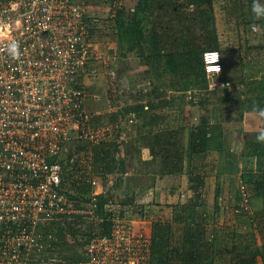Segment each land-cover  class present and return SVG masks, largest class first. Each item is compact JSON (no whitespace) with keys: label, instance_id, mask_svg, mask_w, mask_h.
I'll use <instances>...</instances> for the list:
<instances>
[{"label":"built area","instance_id":"obj_1","mask_svg":"<svg viewBox=\"0 0 264 264\" xmlns=\"http://www.w3.org/2000/svg\"><path fill=\"white\" fill-rule=\"evenodd\" d=\"M103 1L108 5L0 0V264L149 263L151 234L121 214L119 206L102 205L104 176L93 173V148L127 142L136 124L132 112L96 123L101 114L87 108L90 78L104 75L107 89L119 84L113 28L103 29V23L116 18L124 0ZM202 58L207 90L224 88L219 51L205 50ZM118 84V96L131 89ZM185 95L198 105L203 92ZM94 99L102 101L98 95ZM104 104L110 113L125 107L112 97ZM84 147H89L85 156ZM68 171L74 184L90 185L89 194L68 190ZM73 220L80 234L68 238L77 249L70 260L55 242L56 230Z\"/></svg>","mask_w":264,"mask_h":264},{"label":"trees","instance_id":"obj_2","mask_svg":"<svg viewBox=\"0 0 264 264\" xmlns=\"http://www.w3.org/2000/svg\"><path fill=\"white\" fill-rule=\"evenodd\" d=\"M260 1L262 0H257L259 4ZM214 3L215 0H138L132 11L131 9H127L124 1L122 8L117 11V16L114 20H109L107 17L104 18L103 29L106 27L113 28L111 38L116 43L119 55L127 56L133 53L134 56L142 59L145 64L150 65V69H153L155 64V67L157 66V68L163 71H169V67L173 64L172 67H174L173 71L175 73H180L181 76L194 75L196 89L203 92L199 106H197L200 113H198V116H195L196 121L192 119L194 118L192 114V117L188 116L186 118L184 124L180 123L177 128L171 129L168 125H165L166 122H164L165 117L163 115L166 108L171 105L172 101L174 103L176 98H168L167 92L161 91L159 87L154 88L153 91L152 89L145 91L143 88V90L131 89L132 91L124 93L121 97L117 95V90L114 89V86L118 84L116 82V84H110L106 97H112L114 100H121L125 97V107L115 112L116 115L112 112L108 119L104 116H99L100 119L98 117L96 119V123L102 121L114 122L128 113H134L137 118L143 120L141 125L143 129L139 137H141L140 140H142L143 147L149 151L150 164L152 166L158 165V169L155 171L146 172V176L149 177L151 175L153 177V185L158 179L164 177H181L182 175H186L187 177L188 185L184 189L186 192L183 191L182 196L188 195V191L191 192L189 196H186L188 199L186 205L188 206L187 209L193 208L195 212L190 217V221L181 223L177 221V223L173 224L157 221L152 225L151 255L148 264H203V262L204 264H260L259 261H261V264H264V240H262L263 242H261L258 248V254L248 255L234 253L230 249L233 236L229 238L226 246H224L223 244L217 245L216 234L207 235L206 226L203 225V222L210 206L204 188L207 185L209 175L200 173L191 164L198 155L206 156L210 152L222 154V152L226 151L227 140L225 134L232 127V125L228 124L229 118L222 116L224 114L219 108V103L225 100L227 96L226 94H221L222 90H207L208 83L203 65L202 55L205 50H216L220 53L215 27L209 31L205 25L209 19L208 16L212 17L211 13ZM253 3L254 0H249L251 7ZM188 5L194 6L191 12L187 10ZM95 15L97 14L95 13ZM98 15L102 16L103 14L98 13ZM254 19L255 22L264 24V18L256 19L253 17V22ZM186 20L191 22L186 25ZM196 20L201 24L196 25ZM163 21L167 23H163ZM170 22H183L185 24V27L180 26L178 29L180 38H183V31L188 34L186 40H188L189 44L184 49L185 52L167 53L170 45L165 36H167V32L171 31V27L164 24ZM213 25L215 26V23ZM197 31L200 32L199 35H197ZM98 35H104L101 28H99ZM202 42H205L208 46L202 48ZM180 46L184 48L186 44L180 42ZM177 56L182 58V61L179 62ZM169 58L173 59L172 64L168 62ZM256 90V94L261 97L263 103L264 79L258 82ZM150 92L152 93V100L145 102L144 96L151 95ZM185 96L182 93L178 97L182 101H186ZM127 99L133 102L130 104ZM142 100L145 103L140 102ZM188 105L196 107L195 104L188 103ZM136 132L137 130L134 133ZM182 133L187 134V140L185 141L187 143H181L180 135ZM248 142L250 144L249 149L251 150L247 156L251 157V160L248 163L249 165L246 163L243 168L244 172L241 177L245 181V186L243 185L244 189L245 187L247 188V195H249L250 201L252 200L250 203H252L254 208H258L257 206L260 204L264 220V143H260L254 139H250ZM122 146L123 144L115 142L113 144L95 146L96 149L93 148V156H95L93 160L94 165L98 166L97 168H101L100 173L104 176V179L111 174L127 173L128 169L125 157L127 154L121 149ZM80 147L83 149V146ZM219 172H216L218 177ZM71 175L70 171L65 175L68 190H73L78 196L89 194L91 191L90 185L74 184L70 179ZM133 179L139 178L135 177ZM129 182L131 184L130 179L128 180ZM151 187L147 186L146 188L148 189L145 191L144 185L141 184H138L132 190L128 186L125 190L126 196L120 200L121 202L114 200L111 193L102 194L99 199L102 205L112 204L119 206L120 212L121 206H124V209L126 207H134L136 209L145 207V211L140 210L139 212L146 214L147 207L138 206L137 200L145 197V193ZM216 187L213 205L218 206L222 186L218 184ZM130 190L132 194L128 193ZM173 191L175 192L176 188H173ZM244 200L245 196L239 194V192L234 196V203L236 205H239ZM212 213L213 220L215 221L217 217L214 215V212ZM78 224V221L74 220L65 221L56 230L58 241L55 242V245L62 244L61 246H68L71 250V252L61 254L66 259L72 260L76 257L77 249L68 243V238L80 234L78 233ZM262 233H264V225L262 226Z\"/></svg>","mask_w":264,"mask_h":264},{"label":"rangeland","instance_id":"obj_3","mask_svg":"<svg viewBox=\"0 0 264 264\" xmlns=\"http://www.w3.org/2000/svg\"><path fill=\"white\" fill-rule=\"evenodd\" d=\"M82 1L86 2V0H82ZM88 1H89L88 3L92 5H96V6H107L108 5L103 0H88ZM125 1H126L125 3H126L127 9H130L136 5L138 0H125ZM224 4H227V7L229 10L232 9L235 12L233 13V16H235L236 19H242V21H244L245 15H247L248 10L252 8L249 5V0H221V3H219V0H215V3L213 5L214 6L220 5L219 7H222ZM260 5L264 6V0L260 1ZM219 7L217 8L218 10H219ZM217 16L218 17L216 18V20L217 22H219L220 20L219 12H217ZM263 25H264L263 23L258 22L256 25L257 30L263 31L264 30ZM101 39L105 40V35H102ZM232 49H234V46ZM120 57L122 56L121 55L119 56V58L117 59L118 61L115 64V68H117L116 75H117V71L119 72L118 66L120 63ZM235 57L236 55H234V59H231V61H229L228 63L229 69H231L232 75L238 74L240 71V68L237 66V59L235 60ZM263 60L264 59H262L261 61ZM259 66L261 69H263L264 63L261 62ZM249 68H251V66H247L245 71L249 70ZM259 74L261 76L260 72ZM260 79L261 80L264 79V74L263 76H261ZM118 82H119V85H121L120 86L121 88H125V84L121 83L122 79H121L120 74H118ZM88 87H89V96L87 98L88 110H91L92 112H95V113H100L101 114L100 116H104L106 119H108L111 113L109 110L106 111V109L104 108V102L106 101V98H107L106 97L107 82H106L105 76L102 74H98L95 77L90 78L88 82ZM169 93L171 92H167L168 98L170 97V95H172ZM97 95L101 97L102 99L101 102H97L94 99V97ZM175 96H179V95H175ZM186 101H182L181 99H179L178 100L179 105L177 104V106H179L180 109L177 110L178 107L176 106L173 108V110L170 111L172 112L173 116H178L179 117L178 120H180L178 122L183 123V124L186 122V118H188V116L192 117V114H193L194 118L192 119H195L196 118L195 116H198V113H200V110L197 107L199 106V104L196 105V107H190ZM219 104H220V107H219L220 111L223 112L224 114L222 116L229 117L233 120L234 117H233L232 109L230 108L231 104L230 103H228V105L223 104V101H221ZM114 115H116V113ZM98 119L100 118L98 117ZM135 119H136L135 120L136 121L135 130H137V132L129 134V136L127 137V142H123V146L121 147V149L127 154V156H125L126 161H127L126 162L127 169H128L127 173L113 174L110 177L107 176L106 179H103L101 181L103 185V189L105 191L104 194L111 193L112 194L111 196L113 197V199L118 202L122 200L123 198H125L126 196L125 190L127 189L128 186L132 190L133 188H136L138 184H141V185H144L145 191L148 189L146 188L147 186H152L149 189V192H150L151 189H153V187L156 184L158 186V183L161 184V181H162V179H158L153 185V179H152L153 177H151V175H149V177L148 176L143 177L141 176L143 172L140 173L141 171L138 172L137 170L139 167H144L145 171L147 170L148 172L149 171L153 172L156 169H158V165L152 166V164H150V160H147L146 162L142 160L144 153H146L147 157H149V151L148 149L143 147V143L141 142L142 140H140L141 137H139V134L142 130L141 125H142L143 120L137 117H135ZM232 120L228 122V124L230 126L232 125V127H230V129L225 134L226 140H227L226 151L222 152L221 158L218 159L217 166L220 171V172L218 171L219 177H216V179L213 178L210 181L208 180L207 183L209 185L205 186L204 188V191L207 193V195L209 194V192L211 194L210 201L208 202L209 206L211 207L209 210L210 212H214L215 213L214 215L217 217L215 221L213 220V216L210 220H208L209 224H208L207 230L209 231V234L214 233L217 235V240H218L217 245L223 244L224 246H226L229 238L233 236L231 246H230V249L233 252H239V253L242 252V254H248V255L258 254V248L261 245V242H263L262 240H264V233H262V226L264 225L263 210L261 209L260 204H258L257 206L258 208H254L252 203H250L252 202V200L250 201V197L249 195H247L248 194L247 188L245 187V189H242L245 186V181L243 177L241 176H243L242 175L244 172L243 168L245 167L246 163L247 165H249L248 163L251 160V157L247 156L249 151L251 150L249 149L250 144L248 143V141L250 139L256 140V137L259 134L257 132L254 134L253 133L250 134V132L244 131L242 132V134L238 135L237 133L239 132V130L237 129L235 124H233L234 121ZM183 134L184 133H182V135ZM182 135H180V141L181 143H184L187 140V137L185 135L184 136ZM88 149L89 147L88 148L84 147V150H83L84 156L86 155V151ZM212 160H214V158H212ZM240 167H242L243 170ZM183 176L184 175H182V177H177V178L176 176L173 177V182H175V185H177L178 183L182 184V182L184 181ZM135 177L139 179H136V180L133 179ZM129 179L131 181V184L130 182L128 183ZM219 181H220V184L221 182L224 183L223 184L224 187L222 188L221 196L218 199V206H215L213 205L214 204L213 202L215 199V193L217 190V187H215V185L216 184L218 185ZM165 183L166 182H164L163 184L165 185ZM211 185L213 186V188H210ZM131 190L128 191L129 194H132ZM164 190H166V188H164ZM182 190L179 187V189L175 192L176 193L175 195L170 194V193L174 194L172 190L168 192V195L166 192V198L164 199L167 200L168 198L167 202L166 200H164L162 203L157 204V203H152V201L151 202L149 201L150 204L146 208V214H143V212L141 214L139 212L140 210L145 211V207H142L139 209H136L134 207L133 208L126 207V209H124V206H121V212L126 218H128V220H131L133 222L135 221V225L138 228L142 227L143 230L149 231L150 233L152 231V225L155 222H157V220L161 221V219H165L166 216L168 219H166L164 222H170L171 224H173V223H177L178 221V223H181L179 222L181 220L179 219V217H177V215L179 212H184V210L188 208V206L186 205V203L188 202V199L186 198V196H189L191 194V192L188 191V195L182 196V193H183ZM184 192L186 191L184 190ZM237 192L245 196V200L239 205H236V203H234V196L237 194ZM147 199H148L147 196H145L144 198H139L137 200L138 206L140 205L143 206L147 204V201H148ZM140 200H145V202L141 203ZM156 205L160 206L159 209ZM116 209L119 210L120 207H116ZM189 212L192 213L195 211L194 209H190ZM161 213H163L162 218L159 217ZM136 223H138V225ZM60 251L62 254L71 252L70 248L65 245L62 246V248H60ZM259 262L261 263V261Z\"/></svg>","mask_w":264,"mask_h":264},{"label":"crops","instance_id":"obj_4","mask_svg":"<svg viewBox=\"0 0 264 264\" xmlns=\"http://www.w3.org/2000/svg\"><path fill=\"white\" fill-rule=\"evenodd\" d=\"M219 3H221V0H219ZM219 6L213 5L212 13H211L212 17L208 16L209 19L206 21L205 25L209 31H211L213 27H215L217 31L220 53L223 57V71L221 74V78L226 83V87H225L226 89L222 88L220 90H222L221 91L222 95L226 94L227 96V98L222 101H223V104H226V105H228V103L231 104L230 108L232 109L234 119L232 120L229 117L227 118H229V120L234 121L233 124H235V126L239 130V132L237 133L238 135L242 134V132L244 131H248L250 132V134L251 133L254 134L256 132L260 133V130L261 131L264 130V118L259 117L258 112L254 111V108L264 109V101L262 103L261 97L256 94L257 92L256 88L258 87V82L261 80L260 78L264 74V68L261 69L259 66L261 62L264 63V60L261 61L262 59H264V30L254 31L252 29L254 25L255 26L257 25V21L255 22V19L253 22V17H255V15L252 12V8L248 10L247 15H245L244 21H242V19H236V17L233 16V13L235 12L232 9L229 10L227 7V4H224L222 7H219ZM218 7H219V10L217 9ZM134 8L135 6H133L130 9L133 11ZM193 9H194V6L188 5L187 10L191 12V10ZM217 12H219V17H220L219 22H217L216 20V18L218 17ZM196 21H197L196 25L197 24L199 25L200 22L198 20ZM190 22L191 21L186 20L185 24L188 25ZM163 23H167V22L163 21ZM213 23H215V26L213 25ZM185 24L183 22L181 23L170 22L168 24H164V25H169V27H171V31L167 32L168 34L167 36H165V39L167 40V42H169V45H170L167 53L168 52L169 53L170 52L172 53L185 52L184 49L189 44L188 40H186L188 34L183 31L182 33L183 38H180V32L178 31L179 27L180 26L185 27ZM199 34L200 32L197 31V35ZM180 42H184L186 46L184 48H181ZM207 46L208 45H206L205 42H202V48H205ZM233 46H234V49H232ZM234 55H236L235 60L237 59V66L240 68V71L238 74L232 75L231 69H229L228 63L229 61H231V59H234ZM177 59L179 62L182 61V58H179L178 56H177ZM168 62L172 64L173 59L169 58ZM172 66L169 67L170 69L169 71H163L162 69L157 68V66L155 67V64H154L153 69H150V65H147V63L145 64L144 61H142V59L134 56L133 53H130L127 56L120 57V63L118 67H119V72H120V76L122 79L121 83H124L127 89H130V88L131 89H141V90L144 89L145 91L152 89L153 91L154 88L159 87L161 91L171 92L169 93V94H172L170 95V98H173V99L176 98V99L174 103L172 101L171 105H169V107L166 108L163 116L165 117V121H164L166 122L165 125L166 126L168 125L169 128L171 129H175L180 124V122H178L180 121L178 120L179 117L173 116L172 112H170L178 104L179 99L177 100L178 96H175V95H180L182 93L185 94L189 90H195L196 87H195V76L194 75L181 76L180 73L179 75L178 73H175L173 71L174 67ZM247 66H251V68L245 71ZM259 72L261 73V76ZM251 77H253L254 79ZM131 89L130 91H132ZM150 94L151 95L144 96L145 102H147V100L148 101L152 100V93L150 92ZM125 99H126L125 97L122 98V101L124 102ZM127 100H129L131 104L130 99H127ZM140 102H144V101L142 100ZM177 107H178L177 110L180 109L179 106ZM184 135L186 136L187 134H183L182 136ZM218 153L219 152H210L206 154V156L205 155L196 156L191 163L192 167L200 171V173L202 174H208L209 176L207 180L210 181L213 178L216 179V177H218L216 176V172L219 171L218 166H217L218 159L221 158V154H218ZM149 157H147L146 153H144L142 160L146 162L147 160H150ZM94 158L95 156H93V160ZM212 158H214V160H212ZM93 160H92L93 173L96 175H102L100 173L101 168H97L98 166L94 165ZM240 168L242 169V167ZM137 170L138 172L141 171L140 173L143 172L141 176L146 177L145 173L147 172V170L145 171L144 167H139ZM111 175H109V177ZM161 179L162 181L166 182L165 185L163 184L164 182L161 181V184L158 183V186L156 184L153 187V189H151L150 192L148 191L146 193V196L148 197L147 199L148 201H147V204L143 206L148 207L149 201L150 202L152 201V203L160 204L164 200H166L164 199L166 198V192L168 195V192L172 190L174 194L172 193L170 194L175 195L176 194L175 192L178 190L177 188L180 187L181 190L183 189L182 190L183 192L184 189H186L188 185L186 175L183 176L184 181L182 182V184L178 183L177 185H175V182H173V177H164ZM218 184H220V182ZM223 184H224L223 182H221L220 184L222 188L224 187ZM207 185L209 184L207 183ZM164 188H166V190H164ZM173 188H176L175 192L173 191ZM210 188H213V186L211 185ZM207 197H208V201H210V197H211L210 192L207 195ZM140 201L141 203L145 202V200H140ZM157 207L159 209L160 206H157ZM190 209H186L184 210V212L178 213L177 217H179V219L181 220L179 222H185V221L191 220L190 217L193 216L194 212L190 213L189 212ZM163 213H161L159 217L162 218ZM212 216H213V213L210 212V210L207 211V216L205 217V221L203 222L204 223L203 225L206 226V230L209 224L208 220H210ZM166 219H168L167 216L165 219H161V221L164 222ZM157 221L159 222L160 220H157ZM207 233L209 236L211 235L209 234L208 230H207ZM234 253H239V252H234ZM239 254H242V252H240Z\"/></svg>","mask_w":264,"mask_h":264},{"label":"clouds","instance_id":"obj_5","mask_svg":"<svg viewBox=\"0 0 264 264\" xmlns=\"http://www.w3.org/2000/svg\"><path fill=\"white\" fill-rule=\"evenodd\" d=\"M252 12L254 13L256 19L264 18V6L260 5L257 0H254ZM10 52L14 58L19 55L16 44L11 45ZM254 111L258 112L259 117L264 118V109L254 108ZM256 140L260 143H264V130L257 135Z\"/></svg>","mask_w":264,"mask_h":264},{"label":"flooded vegetation","instance_id":"obj_6","mask_svg":"<svg viewBox=\"0 0 264 264\" xmlns=\"http://www.w3.org/2000/svg\"><path fill=\"white\" fill-rule=\"evenodd\" d=\"M118 74H120V72L117 71V76H118Z\"/></svg>","mask_w":264,"mask_h":264}]
</instances>
